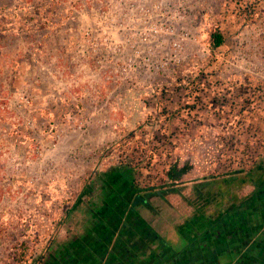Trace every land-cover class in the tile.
<instances>
[{"label":"rangeland","instance_id":"374dc122","mask_svg":"<svg viewBox=\"0 0 264 264\" xmlns=\"http://www.w3.org/2000/svg\"><path fill=\"white\" fill-rule=\"evenodd\" d=\"M189 1L196 15L199 52L191 54L168 77L135 84L109 100L108 93H103L101 103L107 108L99 113L109 124L99 131L105 133L106 140H96L91 151L81 152L80 158L74 147L69 170L55 186L41 192L47 199L39 210L21 213L16 209L5 213L6 217L17 222L29 215L63 217L66 205L78 199L89 208L93 201L100 205L105 182L113 181L112 177L129 166L136 187L162 190L167 186L165 195L172 201L197 200L195 187L202 185L200 189L205 190L217 179L237 172L264 173V0ZM90 2L0 0V136L4 117L8 116L3 106L9 99L18 103L27 91L36 111V89L53 93L46 103L47 107L52 105L53 112L44 110L48 116L58 121H83L79 110L87 101L93 104L94 96L84 93L78 101L59 102L63 97L58 89L63 86L52 73L76 55L71 46L74 38H69L65 27H72L76 34ZM56 27L65 29L60 37H55ZM217 31L225 42L213 48L212 34ZM93 113L98 114L90 111L89 115ZM30 147L34 149L35 145ZM2 149L0 144V154ZM0 159L1 203L12 187H28L29 176L11 172L7 160ZM59 166L67 164L60 162ZM202 201L199 207L207 198ZM90 210L86 208L78 215L91 219ZM2 221L0 218V237L10 228L14 238L12 243L4 241L0 264H21L24 245L31 249L36 239H22V223ZM42 253L35 259L25 256L26 263H44L55 256Z\"/></svg>","mask_w":264,"mask_h":264},{"label":"built area","instance_id":"2783aa9c","mask_svg":"<svg viewBox=\"0 0 264 264\" xmlns=\"http://www.w3.org/2000/svg\"><path fill=\"white\" fill-rule=\"evenodd\" d=\"M86 11L84 23L76 34L72 27H65L69 38H74L71 46L76 55L65 66L58 65L52 74L60 87L63 86L58 89L63 97L59 102L78 101V96L85 93L94 96L93 104L87 101L79 110L84 115L81 123L76 118L61 119L51 146L46 148L39 143L25 160L16 154L8 157L11 172L29 176L28 187H12L4 193L0 218L12 210L32 213L43 206L47 196L41 192L55 186L67 172L60 170V160H57L58 155L64 154L62 143L74 140L75 133L85 141L92 131L99 132L109 124L99 113L107 108L106 103H101L103 93H108L109 100L135 84H150L168 77L191 54L199 52L200 36L194 30L196 15L189 0H91ZM65 29L56 27L55 37H60ZM21 95L18 103L9 99L3 110L13 114L12 120L25 123L33 131V99L27 91ZM90 111L98 114L89 115ZM65 151H68L66 157L72 160L74 148ZM31 228V238L37 239V232ZM5 240L9 241L8 233L1 234L0 250L4 249Z\"/></svg>","mask_w":264,"mask_h":264},{"label":"crops","instance_id":"0c3cea01","mask_svg":"<svg viewBox=\"0 0 264 264\" xmlns=\"http://www.w3.org/2000/svg\"><path fill=\"white\" fill-rule=\"evenodd\" d=\"M33 92V95L36 96L35 102L37 104L36 111L34 112L35 130L29 129L23 122L17 123L12 120L13 114L9 113L6 118L4 117L2 123L3 133L0 136V144L3 149L0 158L8 160L9 156L16 154L20 156L21 160H25V157L33 151L30 146L35 145L36 147L41 143L47 148L54 143L61 119L59 121L53 119L48 116V112L44 111L46 108H49L53 112L52 105L46 106V103H49V100L52 99L53 93L52 91L49 93V90L40 92L37 89ZM96 133L97 131H92L85 141H81L83 139L82 135L75 133L72 134L74 140L62 143L61 148L64 154L58 155L57 160H60L63 164H67V166L60 168V170H69L68 161L70 159L66 157L68 151L65 150L70 149L72 151L76 147L79 151L76 156L79 157L81 152H90L96 140L98 141L99 139V143L106 140L105 133L101 131ZM6 162L11 164V161ZM260 171H258L259 173H255L254 170L251 172H237L232 177H226L221 181L217 179L216 183H210L208 185L209 188H205V190L200 189L202 185H199L195 187L196 192L194 191V197L197 200L172 201L165 195L169 187L165 186L162 190L157 189L155 193L150 196L148 195L143 203H136L130 206L129 217L122 218L116 232L114 230L112 247L117 243L122 231L129 228L128 225L135 226V223L138 221L136 214H139L145 220L150 233L156 235L167 244L166 249L164 247L160 250V246L158 245L159 239L156 237L155 240H152L153 243L145 249V255L147 254V256L154 254L159 256L160 252L168 251L171 258H166V260L163 258L162 264H246L245 262L240 263V260L246 255L247 247L243 248V250H239L238 248L228 249L227 246L221 250L217 247L212 248V251L209 253L208 241L213 242L226 238L228 233L226 236L225 234L224 236L221 235L224 232L223 229L226 231L228 228L227 231H229L234 225L238 229L236 231L239 232L237 233L238 239H248L249 236L259 229L254 236L255 238H253L264 241V173L261 174ZM207 191L209 192L206 193ZM203 197H206L208 202L202 203L203 205L199 207V201H202ZM78 203L79 199L68 203L63 217H39L38 219L36 216L35 219L38 220L35 221V216L30 218L24 216V218L19 219L17 222L15 221L17 219L5 216L2 218V222L10 225L13 224V221L19 224L22 223L23 227L20 230L25 232H22L21 236L22 238L26 237V240L31 239L32 228L30 229V226L35 229L37 232V239L35 240L37 247L34 248V254L32 253L31 258L40 256L43 250H47L46 254L49 252L55 254L60 249L62 250L66 243L75 238L78 239L85 232V228L89 224V217L86 219L84 216L78 215V213H82L86 208L89 209V206L78 205ZM207 203L209 204L208 206L206 205ZM226 214L227 220L225 221L224 216ZM240 214H242L241 217ZM240 218L242 219L240 220ZM252 218L261 224L260 228L251 223L255 222L251 220ZM114 219L116 217H113L111 222ZM242 220H246V224L251 226V229L248 230L246 225V237L240 236L242 229L239 222H242ZM110 225L112 228L114 227L113 223ZM108 229L110 228L103 230ZM131 229L137 230L135 227ZM103 230L101 229L98 232H102ZM7 232L9 242L12 243V238H14L12 235L13 231L9 228ZM93 233L89 232V234ZM232 235L233 233L229 234L227 238H232ZM37 241L41 243L38 244ZM46 244H48V247ZM215 244H218V242ZM255 249L252 254L255 259L254 264H264V245H258ZM225 252L226 254H224ZM176 258L178 259L177 263ZM262 260L263 262H261Z\"/></svg>","mask_w":264,"mask_h":264},{"label":"trees","instance_id":"16d2710c","mask_svg":"<svg viewBox=\"0 0 264 264\" xmlns=\"http://www.w3.org/2000/svg\"><path fill=\"white\" fill-rule=\"evenodd\" d=\"M224 42L225 38L220 31L212 34L213 48L221 47ZM123 173H117L116 176L111 178L113 181L109 183L105 182L106 186L103 187V198L101 196L100 199L102 200L100 201V205H96L93 201L92 206L89 208L91 209L90 213H92V216L89 221V227L85 228L86 231L78 239L75 238L68 242L62 250L60 249L55 253L54 257L43 264H162L163 258H165V260L166 258H171L168 251H164L166 254L160 252L159 256L155 254L145 255L146 247L150 246L153 243L152 240H155L157 236L150 233L145 220L139 216V214H136L138 221L135 223V226L128 225L129 228L122 231L117 243L112 247L114 230L116 232L122 218L129 217L131 210L130 206L136 203H143L148 195L150 196L157 190V188L142 189L136 187L135 185L138 186V184L136 181L134 182L132 167L129 166ZM126 173L130 176L126 177ZM104 177H106V175ZM79 204L80 203H78V205ZM241 215L242 214H240V217ZM226 216L227 214L224 216L225 221L227 220ZM113 217H116V219L111 222ZM241 219L242 218H240V220ZM251 220L255 221L254 218ZM112 223L114 224V229L110 225ZM246 223V220L239 222L240 228L242 229V232H240L241 237H246L247 228L248 230L251 229V226ZM251 223L259 228L261 226L257 221ZM133 227L137 230L131 229ZM105 228L110 229L103 230ZM101 229L103 231L98 232ZM227 230L225 231V229H223L224 232L222 231L223 234L221 233V235L224 236L225 234L226 236L227 233L228 235L233 233L232 238H227V235L226 238L222 236L223 239H218L213 242L208 241L209 253L212 251V248L217 247L221 250L226 248V246L228 249L238 248L239 250H243V248L247 247L246 255L241 258L240 263L245 262L246 264H254L255 259L252 254L256 250L255 248H257L258 245H264V241L257 238L254 239L259 229L249 236L248 239H238L237 233L239 232L236 231L238 230L236 225L229 231ZM90 231L94 233L89 234ZM157 239H159L160 244L158 243V245L160 246V250L164 247L166 249L167 244L163 242L162 239L158 237ZM216 242H218V244H215ZM24 246L25 251L20 252V254L22 253L21 255H23L21 264H30L26 263L27 259L25 256L31 257L34 248L37 247L36 242L33 241V247L31 249L30 247H26V244ZM167 250L169 249L167 248ZM46 251L47 250H43L42 255L45 254ZM224 254H226V252ZM35 258L37 257H32L31 259ZM177 261L178 259L176 258V263ZM261 262H263V260Z\"/></svg>","mask_w":264,"mask_h":264}]
</instances>
